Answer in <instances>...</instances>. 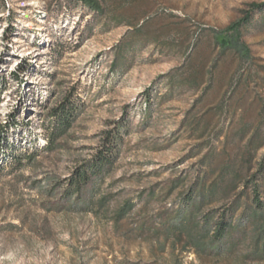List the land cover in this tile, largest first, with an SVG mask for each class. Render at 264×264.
<instances>
[{
	"label": "rangeland",
	"instance_id": "obj_1",
	"mask_svg": "<svg viewBox=\"0 0 264 264\" xmlns=\"http://www.w3.org/2000/svg\"><path fill=\"white\" fill-rule=\"evenodd\" d=\"M252 2L264 0H102L99 16L74 0H0V121L18 120L0 145V264H264V12L239 30L249 60L219 45ZM70 89L81 113L45 150L46 107ZM118 120L130 131L111 171L67 196ZM252 138L238 188L201 204L199 185L242 162ZM243 189L217 241L203 219Z\"/></svg>",
	"mask_w": 264,
	"mask_h": 264
},
{
	"label": "trees",
	"instance_id": "obj_2",
	"mask_svg": "<svg viewBox=\"0 0 264 264\" xmlns=\"http://www.w3.org/2000/svg\"><path fill=\"white\" fill-rule=\"evenodd\" d=\"M74 1L82 3L89 9V11L99 16H102L105 12V7L102 3V0ZM256 12H264V2L250 3L249 8L244 11L245 15L228 28V30L233 31L234 34L231 35L229 39L224 38L221 41V44L219 41H217L219 45H221L223 52L232 50L237 55H239L242 60H249V47L245 42L242 41L238 34L239 30L243 26L251 22ZM116 58L117 60L115 61L114 67L117 66L118 62L125 61L126 54L118 53ZM21 70L25 71L26 69L21 66ZM200 76V73L194 75L193 80L196 84L200 83ZM1 96L2 94L0 90V104L2 102ZM46 110L47 119L45 120L43 127L47 142L44 148L45 150H55L58 148L60 140L72 129L75 121L81 113L82 104L80 103V98L77 96V94L72 89H70L69 91L65 92L60 101H58L52 107L47 106ZM14 125H18V120L13 115L3 121H0V145H3V147L12 146V144L8 141V132ZM129 131L130 129L128 123L124 122L123 120H118L112 122L110 128L101 132L100 141L98 146L95 148V152L91 155V157L78 164L63 182V190L67 196L82 195L92 183H94L96 180L103 179L111 171L120 155L121 146L124 142L125 136L129 133ZM257 135L258 132L255 136ZM253 141L254 138H252L248 144L249 148L247 155L250 156L245 155L243 161L235 166L233 164H227L224 166L220 171L219 177L208 187L207 192H204V181L201 183V185H199V189L196 191L195 195H200L201 204L209 196L212 197L218 193L225 195L232 187L233 189L238 188L239 184L242 182L244 172L250 168L253 161V152L250 150V146L252 145ZM11 154L13 156L14 162H20V160L23 158L32 159L36 157L38 153L36 151H32L31 153H16L12 151ZM255 184L256 183H254L253 195L254 202H256L257 206L255 207V212H252L257 216L260 214V207L263 205V202L261 200L260 189ZM193 194V192L190 193L191 197L187 199L186 204L194 202L192 197ZM244 197L245 200L242 201ZM246 198H248V195L246 194L245 189H243L238 193L226 211L220 214L219 217L214 219L210 215H206V217L203 219V223L207 228H214V239L217 241H223L231 236V230L233 226L231 223V217L241 208L243 202H247ZM129 208L132 207H125L123 210ZM247 211L248 210L246 209V212ZM124 212L125 211H123L121 214ZM260 239L261 237H259L257 241Z\"/></svg>",
	"mask_w": 264,
	"mask_h": 264
}]
</instances>
